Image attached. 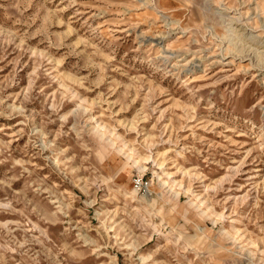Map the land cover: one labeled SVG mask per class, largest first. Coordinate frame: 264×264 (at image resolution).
I'll return each instance as SVG.
<instances>
[{"label": "rangeland", "instance_id": "obj_1", "mask_svg": "<svg viewBox=\"0 0 264 264\" xmlns=\"http://www.w3.org/2000/svg\"><path fill=\"white\" fill-rule=\"evenodd\" d=\"M263 57L264 0H0V264H264Z\"/></svg>", "mask_w": 264, "mask_h": 264}, {"label": "bare ground", "instance_id": "obj_2", "mask_svg": "<svg viewBox=\"0 0 264 264\" xmlns=\"http://www.w3.org/2000/svg\"><path fill=\"white\" fill-rule=\"evenodd\" d=\"M257 50V49H256ZM264 58V57H263Z\"/></svg>", "mask_w": 264, "mask_h": 264}]
</instances>
